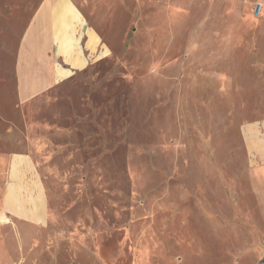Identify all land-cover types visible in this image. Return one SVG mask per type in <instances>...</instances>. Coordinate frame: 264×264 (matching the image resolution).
I'll list each match as a JSON object with an SVG mask.
<instances>
[{"label":"rangeland","instance_id":"1","mask_svg":"<svg viewBox=\"0 0 264 264\" xmlns=\"http://www.w3.org/2000/svg\"><path fill=\"white\" fill-rule=\"evenodd\" d=\"M40 1L0 0V185L28 157L50 213L0 221V264H258L264 0H78L102 52L21 103Z\"/></svg>","mask_w":264,"mask_h":264},{"label":"crops","instance_id":"2","mask_svg":"<svg viewBox=\"0 0 264 264\" xmlns=\"http://www.w3.org/2000/svg\"><path fill=\"white\" fill-rule=\"evenodd\" d=\"M80 4L78 0H41L34 10L17 48V94L21 103L66 83L85 71L102 52L101 40L88 24ZM5 170V182L0 185V211L3 207L11 218L0 221H14L17 228L27 230L45 225L50 208L30 159L22 155L9 157ZM259 243L257 253L252 252L256 256L253 262L258 264L264 257V242ZM256 246L257 243L253 248ZM5 248L6 243L0 242L1 263L9 260L3 252Z\"/></svg>","mask_w":264,"mask_h":264},{"label":"built area","instance_id":"3","mask_svg":"<svg viewBox=\"0 0 264 264\" xmlns=\"http://www.w3.org/2000/svg\"><path fill=\"white\" fill-rule=\"evenodd\" d=\"M259 12H260V6L257 8V10L255 12V16H258ZM260 264H264V260H262Z\"/></svg>","mask_w":264,"mask_h":264}]
</instances>
